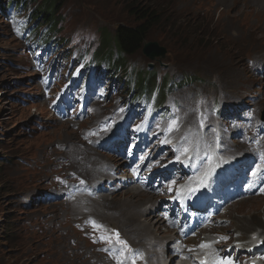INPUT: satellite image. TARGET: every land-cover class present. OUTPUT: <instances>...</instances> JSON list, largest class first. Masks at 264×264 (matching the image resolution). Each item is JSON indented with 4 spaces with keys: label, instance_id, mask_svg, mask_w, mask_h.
<instances>
[{
    "label": "rangeland",
    "instance_id": "obj_1",
    "mask_svg": "<svg viewBox=\"0 0 264 264\" xmlns=\"http://www.w3.org/2000/svg\"><path fill=\"white\" fill-rule=\"evenodd\" d=\"M146 1L148 0H28L30 5L20 4L18 14L8 25L4 19L13 15L15 9L11 4L0 6V264H49L42 249L45 227H38L39 236L29 234L40 211L47 210L45 207L40 210L43 204H36L31 199L36 191L26 190V187L35 189L40 186L36 172L29 166L39 150L54 142H66L71 137L76 139L73 131L84 128L94 118L104 116L99 128H112L109 136H112L113 144L117 149L121 142L124 146L117 154L114 150L106 153L111 166L99 173L100 183L101 178L112 180L107 189L109 196L118 193L125 184L128 185L124 190L132 189L148 196L143 201L134 199L133 202L122 203L123 193L119 192L111 197L113 200L109 199V209L100 208V215L93 210V214L99 219L113 221L121 212H127L126 216L135 215L139 218L143 213L142 217L151 216V222L159 226L155 211L148 212L147 208L152 207L153 201L167 204L170 188L189 175L187 163L171 167L168 165V170L161 172L164 167L155 174L157 167L176 152L173 148L156 153L157 147L152 146L157 138L154 134L163 129L165 118L153 115L147 119L144 116L136 131L129 128L127 132H119V137L116 138L114 134H117L121 123L129 117V111L121 102L123 98L119 94L124 87L120 79H113L110 83L111 78L106 76L95 81L82 77V82L93 83L92 87L88 86V95L81 101H70L68 98L71 92H76L78 86L73 84L67 90V79L82 61V54L78 50L85 48L84 33L94 35L97 41L103 36V31L106 35H113L119 25L132 26L136 19L130 8L143 6ZM206 1H151L152 5H159L160 10L169 17L167 21L176 20L174 24L180 29L176 31L167 25H158L150 30L146 40L157 41L168 51L162 60L151 61L141 51L127 58L135 68H146L153 63L152 69L166 72L175 81L180 76L183 77V73L193 77L189 84L168 95V99L175 97L182 103L178 113L180 122L188 111L195 116L196 91L208 94L210 98L221 93L223 96H217L222 101L225 100L224 93L238 95L236 108H245L248 117L241 125L233 126L228 137L229 149L222 147V140L218 139L216 133L213 134L214 141L208 144L200 138L188 137L185 139L188 141L185 147L192 146L197 158L203 157L212 146H219L224 154H235L240 147V135L249 136L264 145L262 123L254 117V112L258 110L259 115V110L264 107V12L251 7L252 0L231 10L216 6L219 4L218 0L208 5ZM31 11L32 21L28 19ZM43 11L49 13L48 18L57 20L58 30L45 24L42 31L34 27L25 33L12 34L14 29H27L39 24L43 18L35 21L34 16L40 17ZM22 45L30 56L22 52ZM65 46L70 47L68 53L63 55V51L56 52L57 48ZM258 49L262 51L258 57L260 71L244 69V73L241 70L233 84L219 91V83L226 77L230 78L228 70L237 64L241 67L244 56ZM49 71L52 81H44L42 74ZM172 72L175 73L171 75ZM134 118L138 120L141 115L133 114L131 121ZM214 120L216 121L215 118ZM176 129L174 127L166 132ZM151 137L153 138L150 139ZM179 152L184 153L182 148ZM131 154L134 155L133 159H130ZM253 155L250 161H244L235 167L239 171L246 170L249 173L248 179L241 181L237 177L243 174L232 172L216 187L213 200L201 208L192 206L182 219L184 224L192 218L204 234L220 236L223 240L216 249L225 258H242L247 251L245 241L253 230H264V179L261 180L262 175L259 174L263 152L254 151ZM207 161V157L200 160L198 170ZM38 163L42 166L49 165L52 160ZM95 166L84 170L86 181L100 171ZM51 174L52 172L41 171L39 177L47 181L46 177ZM227 184L231 186L230 190L226 188ZM244 185L248 188L244 189ZM88 192L89 190L83 195ZM121 196L122 200H119ZM133 198H136V194ZM253 201L254 206L249 207ZM192 209H196V212ZM77 218V213L73 212L69 214L67 221L76 222ZM109 223L117 226L114 222ZM150 225L146 224V227ZM51 226L57 231L72 230L76 240L78 239L77 231L71 225L65 228ZM188 228L183 227V231L191 236L194 229ZM153 230L155 229L151 232ZM56 234L57 232H53L52 236ZM158 234L166 236L161 229ZM59 235L66 239L65 232H59ZM58 245L57 240L49 245V256L55 260V264H62ZM87 249L80 248L81 251ZM75 251L74 247L72 252ZM260 256L264 258V250L260 252Z\"/></svg>",
    "mask_w": 264,
    "mask_h": 264
},
{
    "label": "bare ground",
    "instance_id": "obj_2",
    "mask_svg": "<svg viewBox=\"0 0 264 264\" xmlns=\"http://www.w3.org/2000/svg\"><path fill=\"white\" fill-rule=\"evenodd\" d=\"M23 0H18L22 2ZM216 0H207L205 3L210 4ZM219 4L216 6H221L222 9L231 10L235 7H242L247 0H218ZM250 3L251 7H254L258 11L264 12V0H252ZM206 5V4H205ZM48 12L43 11L40 17L35 15V21L39 18L47 17ZM258 17V16H257ZM5 23L8 24V20L4 19ZM41 22H39L40 24ZM41 25V24H40ZM43 26V25H42ZM250 34V33H249ZM151 50L159 54L156 48H151ZM111 52L118 54L119 51L116 47L111 49L99 47V51L91 58L108 56ZM261 49L251 51L248 55L244 56V64L240 67L238 64L234 65L230 70V78L226 77L221 81V84H226L224 87H228L229 84L238 79L239 72L244 69L255 71L258 70V57L261 53ZM123 53V52H122ZM127 56V55H125ZM11 63H14L11 61ZM177 78L176 80H178ZM175 81V80H174ZM128 93L126 95H121L123 100L127 99ZM225 101L227 103H235L237 101L238 95H229L224 93ZM22 101V100H20ZM138 107L135 104L131 105V108ZM264 108V107H263ZM104 116L94 118L90 120L84 128H79L74 130L76 133V139L71 137V140L66 142H54L45 146L43 149L37 152V160L42 162L47 159L52 160L49 165L40 166L37 163L31 165L32 170L54 172L50 176H47V183L43 186L47 190L49 199L42 202V207H45L46 211H40L37 216V221L35 224L31 225V231H29L30 236H39V231L36 230L40 226L45 227V242L43 243L42 249L45 251V255L48 259L49 264H55V260L50 259L49 253L50 244L57 240L59 242L58 255H60L62 264H158L159 252L155 248L156 241H148L147 243L141 242L142 234L147 235L145 229L143 228L146 224H151L152 229L159 230V226L151 222L149 217H142V213L139 218L135 215L126 216L127 212H121L118 218H115L112 222L116 223L119 230V236L115 240L109 238V231L104 225L99 233H92V224L98 225L99 223L105 221L99 219L93 214V210L96 214L100 215V208L109 209V199L113 200L111 197L120 193H123V202L130 203L134 199L136 201H143L147 195L143 193H138L135 190L126 189L128 184H125L120 188V191L114 195L109 196L107 190L106 192H99L95 194V182L92 180H84L80 183L84 170L94 166L103 165L107 157L106 149L103 146L110 135L111 129H101L99 124L104 120ZM195 122V116L191 112H187L181 122L182 125L190 124L188 128L179 134V137L188 136L191 139H202L205 144L210 143L214 140V124L212 119L209 118L206 121H202L200 118L199 124L192 125ZM217 129L221 134L222 122H217ZM207 127V128H205ZM72 132V131H71ZM61 136V134H60ZM67 138V136H63ZM222 147L226 150L229 149V143L226 136H221ZM65 141V140H64ZM251 149L262 150L263 146L259 142L253 141L250 137L243 135L240 139V147L236 150V153L247 152ZM264 159V156H263ZM247 168V167H245ZM216 172V164L213 166L212 172L208 173L206 176L198 180L196 183H191V186L196 190L190 194L196 192L201 193L204 182ZM242 176L237 177L241 181L248 179L249 173L246 170L239 171ZM249 181V180H248ZM26 190L34 191L31 187H26ZM87 195H83L87 192ZM188 192L181 194L180 198H184ZM136 194V198H133ZM39 196V193H36ZM206 196L204 200L201 201L199 206H203L207 203ZM255 201L249 205V207L254 206ZM149 212H152L148 208ZM77 213L78 218L76 222H68L67 218L71 213ZM123 215V216H122ZM129 219V220H127ZM49 223L55 227L65 228L67 226H73L77 230V237L74 236L72 230L69 231H57L52 226L46 224ZM88 223V227H84ZM113 228H117L116 225L108 224ZM35 229V230H34ZM142 234H140V232ZM256 231V230H253ZM53 232H57L56 236H52ZM59 232H65L66 239L59 235ZM256 233V232H255ZM264 237V230L259 232L255 238L251 240L253 246H258L260 244V239ZM111 240L114 242L124 241L126 247H116L112 245H100L102 241ZM165 245V243L163 244ZM75 247L76 251L72 252ZM80 248H88L87 251H81ZM162 246L160 247V251ZM182 254H186L184 251H177L173 258L180 257ZM173 260V259H172ZM172 260L168 264H172Z\"/></svg>",
    "mask_w": 264,
    "mask_h": 264
},
{
    "label": "trees",
    "instance_id": "obj_3",
    "mask_svg": "<svg viewBox=\"0 0 264 264\" xmlns=\"http://www.w3.org/2000/svg\"><path fill=\"white\" fill-rule=\"evenodd\" d=\"M151 1L153 0L146 1V4L143 6L130 8V11L136 19V23L132 26L119 25L115 31L116 40L112 43L108 42L110 36L104 34L105 31H103V36L101 37L103 42L101 46L103 48H108L110 44H116V48L128 56L140 51L143 42L146 40L153 27L167 25L178 31L180 28L174 24L176 20L171 19V21H167L169 17L160 10L159 5H152ZM187 34H189V32ZM152 82L153 76L149 75L147 83L151 84Z\"/></svg>",
    "mask_w": 264,
    "mask_h": 264
},
{
    "label": "water",
    "instance_id": "obj_4",
    "mask_svg": "<svg viewBox=\"0 0 264 264\" xmlns=\"http://www.w3.org/2000/svg\"><path fill=\"white\" fill-rule=\"evenodd\" d=\"M151 48H156V50L159 51V54H156L154 53ZM143 51L144 53L149 56L150 58H155L156 56H161L163 57L165 55V52H166V49L162 46H159L158 43L154 42V41H151V42H147L145 43L144 45V48H143Z\"/></svg>",
    "mask_w": 264,
    "mask_h": 264
}]
</instances>
